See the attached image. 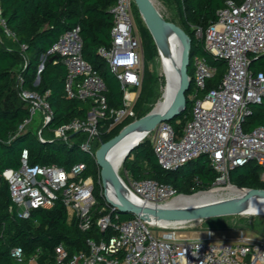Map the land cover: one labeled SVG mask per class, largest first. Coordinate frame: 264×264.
Returning a JSON list of instances; mask_svg holds the SVG:
<instances>
[{
	"label": "built area",
	"instance_id": "2783aa9c",
	"mask_svg": "<svg viewBox=\"0 0 264 264\" xmlns=\"http://www.w3.org/2000/svg\"><path fill=\"white\" fill-rule=\"evenodd\" d=\"M134 9L133 0H115L109 8L113 16L110 44L97 50L119 82L123 101L118 108L108 107L106 83L82 56L78 25L62 33L48 51L66 67V95L90 102L85 118H73L52 128L51 132L56 138L67 140L70 133L84 131L86 138L80 142V148L85 152L91 153L93 140L100 134L101 120H109L112 127L135 116L133 105L143 85L144 51ZM215 20L205 28L195 25L194 33L204 41L209 53L224 60L227 71L217 87L197 97V91L205 88L216 68L206 58L194 56V87L189 95L192 105L182 133L178 134L168 121H163L147 135L157 163L168 172L178 170L199 155H206L216 171L209 190L222 192V188L231 184L230 170L249 162L262 168L259 178L264 184V125L247 132L241 124L248 105L264 98V72H252L249 68L253 54L264 55V0H225ZM0 24L4 25L1 17ZM43 65L42 62L38 66L37 79ZM18 88L19 96L31 103L28 117L20 127L29 126L37 109L42 114V125H47L53 111L46 97L21 89L20 81ZM42 132L37 131L41 140ZM86 167L85 162H78L69 170L54 164H30L28 149H23L20 166L6 168L2 175L19 217L27 218L32 209L50 208L56 199H61L79 228L87 230L92 225L96 183L91 175H84ZM128 179L131 194L146 203L166 204L184 196L172 186L149 178L133 180L128 176ZM96 181L102 192L100 176ZM111 210L119 218L114 206ZM110 220V215L105 214L95 222L103 231L109 227ZM155 225L161 224L134 215L118 222L114 227L116 233L109 238H87V250L70 252L65 245H56L49 264H264V238H248L242 231L236 238H227L222 234L217 236L214 230L180 238L175 233L153 234L150 226ZM11 256L21 261L22 247L12 248Z\"/></svg>",
	"mask_w": 264,
	"mask_h": 264
},
{
	"label": "trees",
	"instance_id": "16d2710c",
	"mask_svg": "<svg viewBox=\"0 0 264 264\" xmlns=\"http://www.w3.org/2000/svg\"><path fill=\"white\" fill-rule=\"evenodd\" d=\"M159 1L165 3L163 0ZM171 1L175 17L162 16L180 25L191 42L190 63L187 67L191 87L185 93V109L168 121L174 130L181 134L192 105L189 95L194 87L193 57H204L216 68L215 73L207 79L205 88L197 91V97H203L210 89L217 87L227 71L224 60L209 53L204 41L194 33L195 25L205 28L216 21L217 11L224 6L225 0ZM114 2L115 0H0V17L4 21V25L0 24V264H27L32 257H35L38 264H49L54 258L56 245L63 244L70 252L87 250V238H109L116 233L114 227L118 222L134 217L132 213L117 211L119 218L115 217L111 210L112 205L107 202L100 184L96 181L99 178V167L91 153L94 154L99 141L110 139L126 124L146 115L156 95V76L149 64L157 55V45L140 18L136 6L134 14L138 32L141 34L144 65L143 85L133 105L135 116L112 127H109V120H101L98 125L100 134L92 145L91 153L80 148V142L86 136L82 130L70 133L67 140L46 138L43 135L41 140L37 132L28 126L20 127L28 117L31 103L19 96V81L21 89L35 91L45 96L49 102L53 114L50 122L43 128H47L50 134L52 128L73 118L86 117L90 102L66 95V67L59 61V57L48 54L59 36L77 25L80 27L82 38V56L94 66L106 83L105 96L108 107L118 108L122 105L119 82L108 70L106 61L97 53L98 47L110 44L113 16L109 8ZM42 62L44 65L37 81V69ZM249 68L252 72H264V58L253 54ZM241 124L247 132L264 125V98L248 105ZM23 149H28L30 164H54L69 170L76 163L85 162L87 167L84 175H91L96 183V204L92 210V225L89 229L79 228L76 218L69 214L61 199H56L50 208L32 209L27 218L17 215L7 180L2 173L6 168L20 166ZM253 164L255 166L252 167ZM121 167L133 180L149 178L172 186L178 194L207 191L216 177V171L206 155H199L174 172L164 170L157 163L149 135L131 149ZM258 168L254 162L232 168L229 172L230 183L238 187L264 188ZM105 214L110 215V225L101 231L95 220ZM235 216L241 223L251 217ZM16 246L22 247L21 261L11 256V250Z\"/></svg>",
	"mask_w": 264,
	"mask_h": 264
},
{
	"label": "water",
	"instance_id": "95a60500",
	"mask_svg": "<svg viewBox=\"0 0 264 264\" xmlns=\"http://www.w3.org/2000/svg\"><path fill=\"white\" fill-rule=\"evenodd\" d=\"M136 9L144 22L147 29L150 31L156 45L165 43L169 34L173 35L174 41L178 46V68H177V87L172 95L171 103L166 110L162 112H153L152 110L141 118L135 119L106 141H99V146L94 152V160L99 167V176L101 180L102 194L107 202L115 207L117 212L132 213L140 216L150 223H181L193 220L210 219L212 217H221L229 215H247L250 213L243 212L241 206L251 200H264V188H246L235 186L244 192L236 199L227 201H218L208 204H202L191 207L177 208L167 206L166 204H153L149 205L144 201L136 199L130 195L127 189V184L123 181L114 167L108 160V152L112 147L129 135L131 132L138 130L143 135L131 141L124 151L120 161V165L128 156L131 149L141 141L144 136L154 130V128L163 121H169L179 115L186 105L185 93L190 86V77L187 73V67L190 63V39L187 37L184 30L173 21L166 19L162 16L160 11L155 6L153 0H133ZM264 58L263 56H260ZM38 81V79H37ZM204 155V154H203ZM107 184L111 185L117 197L113 201L107 197ZM192 194H183L190 196ZM254 214V213H251Z\"/></svg>",
	"mask_w": 264,
	"mask_h": 264
},
{
	"label": "rangeland",
	"instance_id": "374dc122",
	"mask_svg": "<svg viewBox=\"0 0 264 264\" xmlns=\"http://www.w3.org/2000/svg\"><path fill=\"white\" fill-rule=\"evenodd\" d=\"M155 6L160 11L162 15L166 17L174 18V9L169 8L165 3L159 0H153ZM140 16V15H139ZM141 18V17H140ZM135 20V14H134ZM172 21V20H171ZM175 23V22H174ZM177 24V23H176ZM135 25L136 20H135ZM178 25V24H177ZM181 27L180 25H178ZM182 28V27H181ZM138 29V28H137ZM157 55L153 59V61L149 64V68L154 71L156 76V95L149 107V113L153 108L164 99V93L170 78V71L168 61L165 56V51L163 50L161 44L157 46ZM36 115L34 116L32 122L29 124L28 128L32 131L37 132L39 129L43 128L41 123V111L37 109ZM42 135L46 138L55 137L53 134H50L47 128H43ZM145 137V136H144ZM86 138V136H85ZM95 140H93L94 143ZM127 147V146H126ZM125 147V149H126ZM124 149V151H126ZM124 151H122L118 157L113 158L111 154L109 155V159L113 165H120L121 158L123 156ZM255 166L254 164L252 167ZM118 168V173L125 182V184L129 185L128 175L122 170L121 165ZM262 168H258V172H261ZM225 191V190H223ZM233 197L232 195H224V199H228ZM251 217H248L243 223L238 221L235 215L229 216H221V217H212L203 220H193L181 223H165L161 225L150 226L151 232L153 234H163V233H175L176 236H180V238H191L201 235L205 230H214L216 235H225L227 238H236L239 235V232H243L245 237L252 238L255 240H261L264 238V214L256 213V214H247ZM27 264H38L36 262L35 257H32L28 260Z\"/></svg>",
	"mask_w": 264,
	"mask_h": 264
},
{
	"label": "bare ground",
	"instance_id": "6f19581e",
	"mask_svg": "<svg viewBox=\"0 0 264 264\" xmlns=\"http://www.w3.org/2000/svg\"><path fill=\"white\" fill-rule=\"evenodd\" d=\"M160 46V45H159ZM163 50L165 51V56L168 61L169 65V71H170V78L168 85L166 87L165 93H164V99L159 102L154 108L153 112H162L167 109L169 104L171 103L172 95L176 89L177 85V68H178V46L176 45L173 35L169 34L166 38L165 43L161 44ZM141 135H143L140 131L135 130L131 132L129 135H127L125 138H123L121 141H119L117 144H115L111 151L108 152L107 158L109 162L111 163L109 159V155L111 154V157L116 158L119 156V154L124 151L125 147L134 139L139 138ZM112 164V163H111ZM113 165V164H112ZM114 167L120 168L119 164L113 165ZM128 191L129 188L127 187ZM222 192H220L218 189L208 190L199 192L190 196H179L177 199H173L169 201V203H166L167 206H173L177 208H184V207H191V206H197L202 204H208L212 202H218V201H227V200H233L238 198L244 190H241L235 186L228 185L226 188H222ZM232 195L233 197L224 199V195ZM131 195V192H130ZM133 196V195H131ZM107 197L110 200H117V197L113 191V188L111 185L107 184ZM149 205H153L151 203H147ZM241 210L246 213H261L264 214V200H251L241 206Z\"/></svg>",
	"mask_w": 264,
	"mask_h": 264
},
{
	"label": "crops",
	"instance_id": "0c3cea01",
	"mask_svg": "<svg viewBox=\"0 0 264 264\" xmlns=\"http://www.w3.org/2000/svg\"><path fill=\"white\" fill-rule=\"evenodd\" d=\"M165 1L166 5L169 7V8H172L173 9V3L171 0H163Z\"/></svg>",
	"mask_w": 264,
	"mask_h": 264
}]
</instances>
